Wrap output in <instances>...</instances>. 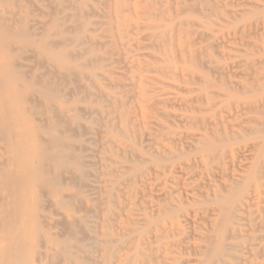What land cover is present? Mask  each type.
Here are the masks:
<instances>
[{
    "label": "rangeland",
    "instance_id": "obj_1",
    "mask_svg": "<svg viewBox=\"0 0 264 264\" xmlns=\"http://www.w3.org/2000/svg\"><path fill=\"white\" fill-rule=\"evenodd\" d=\"M5 1L0 0V8L14 14L16 29L23 22V28L30 29L34 40L51 41L52 46L54 42L51 50H57L60 38L51 30L55 0ZM26 1L32 3L31 6ZM195 1L132 0L131 5L139 11L141 20L126 12L122 20L126 21L127 17V23L137 22L142 28H125L117 39L112 38L106 24L107 15L114 7L112 0H88L80 19L75 17L71 3L65 2L64 35H80L83 39L79 45L67 47L71 55H75L72 63L80 65L79 74L72 75L68 83L62 80L64 71L60 67L35 52L19 51L20 46L13 44L7 52L17 61L19 68L13 74L19 78V85L39 81V85L56 91L50 100L28 93L30 104L22 97L26 94L23 89L11 100V105L6 106L4 103L10 95L4 90L5 82L0 73V162L8 156L4 143L13 140L12 133L19 131L20 123L30 128L46 127L38 131L44 135L48 134L46 123L54 122L57 138L69 148H59V154L72 152L82 158L85 167H78L72 160L64 163L57 191L62 196L80 199V205L77 203L75 210L67 212L59 204L62 197H42L41 201H45L41 214L49 225L43 223L41 230L44 234L61 235L60 239L65 240L69 231L64 223L66 217L89 221L91 236L96 240L105 238L101 232H110L115 239H120L127 231L135 230L121 238L112 262L105 264H117L119 258L133 253H138L139 257L129 264H198L202 261L198 250L206 246V239L211 235L208 221L216 219L212 210L220 199L233 200L232 225L237 236L227 243L234 247L238 261L241 260L236 263L264 264V160L249 148L262 139L246 131L249 120L257 115L237 108L264 95V0H206L191 16L181 10ZM147 6L149 12L158 15L153 24L161 28L154 30L148 26L143 14ZM257 17L262 18V22L255 25ZM185 20L189 21L183 23ZM150 32L161 36L156 38V47L154 39H143V35ZM165 51L170 53V58H165ZM147 52L154 53L160 62L153 64L141 56ZM133 78L135 86L131 87ZM122 132L126 133L124 139ZM144 134H150L152 141L146 143ZM196 135L212 143V153L206 155L202 151L203 145L193 139ZM78 147V151L74 149ZM0 168L4 171V165ZM125 168L133 172L125 173ZM82 171L85 175L78 182H82L79 188L72 175ZM251 173L260 178L257 190L251 184L243 197L233 198L225 193L223 186L241 177L248 178ZM81 200L85 207H93V214L87 215ZM80 206L82 209L77 210ZM168 208L167 214L162 212ZM252 221L255 222L252 224ZM13 228V231L18 229V223ZM21 237L25 241L29 239L25 235ZM81 237L79 244L87 249L86 255H82L86 263L101 264L99 247L89 238ZM5 244L2 242L3 247ZM61 247L56 243V252ZM32 254L33 251H26L25 257ZM54 263L70 264L62 259Z\"/></svg>",
    "mask_w": 264,
    "mask_h": 264
},
{
    "label": "bare ground",
    "instance_id": "obj_2",
    "mask_svg": "<svg viewBox=\"0 0 264 264\" xmlns=\"http://www.w3.org/2000/svg\"><path fill=\"white\" fill-rule=\"evenodd\" d=\"M3 1H5V0H3ZM29 1H26L25 3H30ZM67 1L70 2L71 6L74 8L75 17H77L79 19L83 15L84 8L88 2V0H55L54 1L56 13L54 14L55 17L53 18L52 23H51V30L53 31L54 34H56V36H58L60 38V41L58 42L59 46L55 52L51 50L55 46L54 42H53V44H54L53 46H52V44L49 43L51 41L47 42L46 40H41V41L37 42L30 35V29L23 28L24 23L22 21H21L22 23H20V21H19L20 24H18V27L16 29V27H15L16 24L14 23V19H13L14 14L11 11L3 10L0 8V73L3 75V78L1 80H3L5 82V89L3 86H2V89H4L5 92L10 95V98L7 95L8 98L6 99V102L4 103L6 106H8V104L10 106L11 102H12L11 100H13L19 92L21 94V91H23V89H25L24 91H26V94H24L22 97L25 96V99H27V100H25L26 102L31 101L30 98L28 97V93H31L35 96L39 95V96L44 97L47 100H50V99H52V96H53L52 94L56 91L55 88H50V87L47 88V87L41 86V83L39 85V81H30V82L27 81V83L25 85H19L18 84L19 78L14 76V74H13L14 70L17 69V67H18L16 64L17 61L15 62V59L11 56H8V54H7V52H10L11 44H13V46L19 45L20 47L17 46V47H19V51L24 50V49L31 50V51L35 52L39 57L45 59L48 63H50V64H52L58 68L60 67L64 71V75H63L64 78L62 77V80L66 83H68L70 81V77L72 75H74V74L78 75L79 74L80 65L72 63L75 55L74 56L71 55V52L67 50V47L71 44L77 46L81 43V41L83 39L80 35H76L73 37H65V35H64L65 29L63 27L62 21L64 19L63 11H64V9H66V8H64V3ZM112 1H113L114 7H113L112 12H109V14L107 15L108 22L106 23L108 26V28H107L108 32H111L113 34L112 38L114 37L117 39L119 36V32L123 31V29H125V28H129V29H131V28H142V26H140V23H137V22H135V23L128 22L127 23V17H126V21L122 20L123 19L122 15L125 12L130 13V14L132 13L133 15H135V17L137 16L136 18H139L140 13L136 8H134L131 5L132 0H112ZM143 1L145 2V0H143ZM7 2L9 3V1H5L4 3L7 4ZM21 2H22V0H21ZM205 2H206V0H196L193 5L185 6L181 10H183V12L186 13L187 15H190L191 13L195 14L194 13L195 10L200 6V4H204ZM1 3H3V2L1 1ZM31 4L32 3H30L29 6H31ZM136 4H138V3H136ZM148 9L149 8L147 6L146 11H144V13H143L146 21L148 22V26L154 30H156L158 27L161 28V26H156V24H153L154 21L156 20V17H158L156 12H153V11L149 12ZM210 9H212V8H210ZM21 12H22V10H21ZM29 13H31V12H29ZM203 13H204V11H203ZM52 15H53V13H52ZM133 15L131 17H133ZM178 15H177V17H178ZM180 15L183 16V14H180ZM211 15H212V13H211ZM68 18H69V15H68ZM203 19H205V17ZM85 20H86V18H85ZM139 20H141V18H139ZM188 21L189 20H185V21H183V23L188 22ZM237 21H239V19ZM260 22H262V18L257 17L254 19L255 25L259 24ZM28 24H29V22H28ZM28 24H26V25H28ZM191 25H193V24L191 23ZM165 28H167V27H165ZM67 29L68 28H66V31H67ZM128 31L129 30H127L126 33H128ZM129 33L131 34V31ZM157 37L161 38V36H158V35L156 36V33H154V32H150V33L143 35V39H145V40L146 39H154L153 45L155 47H156V38ZM245 37H246V34H245ZM35 38H36V34H35ZM122 39H125V38H122ZM243 39H244V37H243ZM130 42H132V41H130ZM166 43H167V41H166ZM113 47H112V49H113ZM118 48H119V45H118ZM136 51L140 52V50H136ZM181 52H183V51H181ZM249 53H251V52H249ZM115 54H117V53H115ZM192 54L193 53H188V56H193ZM169 55H170V53L168 51L164 52L165 58H170ZM141 56L143 58L147 59L148 61L153 62V64L156 61L160 62V59L158 57H156V55L154 53L147 52V53H143ZM121 59H122V57H121ZM192 59H194V57ZM24 60H27V59L24 58ZM175 60H176V58H175ZM191 62H193V60ZM170 64H172V63H170ZM186 64H189V63H186ZM129 68L130 67H128L127 69H129ZM165 69H167V68L165 67ZM186 69H188V68H186ZM208 69H206V71L210 70V69L209 70ZM137 70H139V68H137ZM179 71H181V70H179ZM125 72H126V70H125ZM141 72L142 71H140V73ZM135 73L137 74V72H135ZM18 76H19V74H18ZM131 76H134V74H132ZM192 76H193V74H192ZM143 79H144V76H143ZM147 79L149 80V78H147ZM135 80L136 79H134V78L130 80V86L131 87L135 86V82H134ZM144 81H145V79H144ZM253 84H254V82H253ZM147 86H149L148 83H147ZM20 89H22V90H20ZM46 90H51L52 93L49 94L50 92L48 93V91L46 92ZM252 90H254V89H252ZM255 91H256V89H255ZM5 92H4V95H5ZM143 94L146 95L147 93L146 94L143 93ZM221 97H223V96H221ZM34 102L35 101L33 100V103ZM233 102H235V101H233ZM138 103H140V102H138ZM30 104H31V102H30ZM142 104H144V103H142ZM145 107H147V106H145ZM237 108H239V109L242 108V110H244V112H246V113L251 112V113H254L255 115H257V117H254L253 119L249 120L250 126L247 127L246 131L249 132L251 135L260 137V139H262V141H259L258 143H255L252 146L249 145V146H251L249 148L252 152H255L256 154H258L257 156L259 159L264 160V95L261 98H259L258 100L254 101L253 103L242 104V107L238 105ZM49 109H50V107H49ZM43 110H44L43 112L45 113V109H43ZM74 110H75L74 112L77 113L76 111L78 109L75 108ZM7 111H8V109H7ZM149 111H150V107H149ZM151 111H152V109H151ZM49 112H50V110H49ZM55 113H57V112L55 111ZM133 113H135V112H133ZM152 113H151L150 117H152ZM129 114H131V113H129ZM147 114H148V112L145 114V116ZM238 115L240 116V113ZM132 117H133V115H132ZM241 117H242V115H241ZM5 118H8V117L5 116ZM145 118H147V120H148L147 116ZM142 119H144V118H141V120ZM149 119L151 120V118H149ZM193 119H195V118H193ZM58 121H59V118H58ZM60 121L62 122L61 117H60ZM139 122H140V120H139ZM34 123H35V121H34ZM46 124H47L48 134L41 135L38 133V131L43 130L44 128L46 129V127L41 126V127H43V129L33 128V127L30 128L27 126V124L25 125V124L20 123L19 131L14 133V134L12 133V135H13L12 139L13 140L10 142L6 141L8 144L4 143L6 145L5 146V152H7L6 154H8V156L6 158H4L3 161L0 162V165H4V171H3V168H0V201H3L2 202L3 204L0 206V216L2 215V219L0 220V264H55L54 262L59 261L61 259L67 260L70 264H87L86 259L84 258V256H82V255H86L87 249L84 247L85 245L81 246L79 244L80 243V236H82L81 238L84 237L83 239H85V237L89 238L90 240L94 241L95 245H97L99 247V250L102 253L101 264L112 262L113 253H114L115 249L120 246L121 238L122 239H124V237L126 238L127 237L126 235L128 234V232H129V234H133L134 232H136L135 230L127 231L125 234L121 235L120 239H115L114 236L112 235V233H110L109 231H108L109 233H106V234L104 232H101L100 235L101 236L104 235L105 238L96 240V238L91 236L93 231H92V227L88 224L89 221L87 222L86 220H83L81 218L76 219L74 217H72V218L66 217V219H65L66 222H64V223L66 226H68V227H66V226L65 227L69 229V231H67L68 236L65 240L60 239L61 235H58L59 237L54 235V234L48 235V234H44V232H42V230H41L42 229L41 226L43 223H47L45 226L49 225L46 217L41 214L42 209L44 210L42 202L45 201V200L41 201L42 197H44V199H48L46 197H48L49 195H51V196L53 195L56 198L62 197V200L60 201L59 204L67 212H71V211H73V209L75 210V208H76L75 206L77 205V203L80 205V203L78 202V200L80 201V199L75 200L73 197H71V195H69V197H67V195L62 196L59 194V191H57V188L60 186V182H61V173L63 172V171L61 172V170H64L63 169L64 163L67 160H72L80 168H82L83 167L82 164H84V162L82 163V158L80 156H76V154L73 155L72 152L67 153L66 155L59 154V152H58L59 148H61V147H65L67 149H69V148L66 144H63L62 141H60L57 138L56 124L54 122H50V123L47 122ZM66 124H67V122H66ZM127 124H129V123H127ZM140 124H141V122H140ZM147 124L149 125L150 123L147 122ZM244 124H246V123H244ZM29 125H31V124H29ZM143 126L145 127V125H143ZM37 127H38V125H37ZM148 129L149 128H147V130ZM208 129H209V127H208ZM145 132H147V131H145ZM229 132H230V130H229ZM75 133H77V132H75ZM82 133H84V131ZM125 134H126L125 132H122V134H120L122 139L126 138ZM210 136H211V133H210ZM77 137H78V134H77ZM193 139L195 142L198 143V145H199V143H201V145H203L202 151L206 155H209L210 153H212V150L214 147L212 146V143H210V141H206L205 139H203V137L201 135H196L193 137ZM221 140H222V138H221ZM121 141H123V140H121ZM144 141L146 143H149L150 141H152L150 138V134L145 135ZM127 147L129 148V146H127ZM74 149H76L78 151L79 147H78V149L77 148H74ZM216 155H214V156L216 157ZM209 161H211V160H209ZM163 165H161V166H163ZM167 168H165V169H167ZM125 170H126L125 173H129L131 171L133 172V169H130V168H125ZM68 174H70V173L68 172ZM72 174H74V173H72ZM251 174L252 175L249 176L248 178L241 177L239 180L232 181V183L230 185L223 186L222 187L223 190L225 191L226 194L230 195L233 198L234 197H238V198L243 197L245 195V193L247 192L246 191L247 188L251 184H253L257 190V188L259 187L257 181H259L260 178L258 176H256L257 174H255V173L254 174L251 173ZM84 175H85V173L83 171H82V173H80L78 175H74V176L72 175L73 181L76 182V185H77L76 187H78L79 184L80 185L82 184V182H80L79 184H78V182H79V180L80 181L83 180L82 177ZM63 180H66V179H63ZM80 185H79V188H80ZM45 189H48V191ZM215 195L218 196L216 194V191H215ZM49 198H50V196H49ZM81 202L84 205L83 200H81ZM232 202H233V200H231V199H220L216 202L215 207L212 210V212L214 213V216H216V219L212 220V221H210V220L208 221V227L211 231V235L208 236V238L206 239V246L200 247L198 250L200 252L199 253L200 256L202 257V261H200L198 264H234V263L237 264L236 262L239 260V257L236 254H234V252H233L234 247H232V245L227 243L228 240L234 239L237 236V230L232 225L233 220H234V213H233V209L231 208ZM55 206H57V205H55ZM84 208H86V210H87V212H86L87 215H89L88 213L91 214L93 212V207L91 205H90V207L89 206L85 207V205H84ZM78 209L79 210L82 209L81 206H80V208L77 207V210ZM167 211H170V209L169 208L164 209L162 212L167 214ZM209 212H211V211H209ZM244 213L246 214V212H244ZM263 215H264V213H263ZM246 216H247V214H246ZM257 218H255V219H257ZM200 220H202V219H200ZM244 221H246V220H244ZM91 222H92V220H91ZM253 222H255V221H252V224H253ZM16 223H18L19 228L16 229L15 231H13L14 230L13 226ZM61 226H62V224L60 225V227ZM42 227L44 228V226H42ZM53 227H54V225H53ZM62 228H63V226H62ZM259 228H261V227H259ZM63 232L64 231H62L61 234H63ZM22 235H25L29 239L27 241H25V239L21 237ZM139 235H140V233H139ZM83 239H82V241H86ZM240 240H242V239H240ZM2 242L6 243L4 245L5 247H3ZM56 243L57 244L59 243V245L61 244V246H62L61 250L59 252L58 251L56 252V249H55ZM249 247H253V246H249ZM29 250L33 251V254H32V256L27 258V256L25 257V253H26V251H29ZM254 253H256V252H254ZM138 255H139L138 253H133L130 256H128V255L123 256L122 258L118 259L117 264H129L132 260H134L135 258H138L139 257ZM249 255L250 254H248V256ZM259 259H261V258H259ZM238 262H241V260ZM189 264H191V263L189 262Z\"/></svg>",
    "mask_w": 264,
    "mask_h": 264
}]
</instances>
